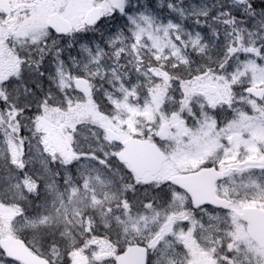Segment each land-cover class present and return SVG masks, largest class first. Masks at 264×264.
I'll use <instances>...</instances> for the list:
<instances>
[{
    "label": "snow or ice",
    "instance_id": "snow-or-ice-1",
    "mask_svg": "<svg viewBox=\"0 0 264 264\" xmlns=\"http://www.w3.org/2000/svg\"><path fill=\"white\" fill-rule=\"evenodd\" d=\"M0 264H264V0H0Z\"/></svg>",
    "mask_w": 264,
    "mask_h": 264
}]
</instances>
